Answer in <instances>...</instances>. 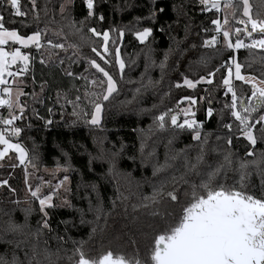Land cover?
I'll list each match as a JSON object with an SVG mask.
<instances>
[{
  "label": "trees",
  "instance_id": "1",
  "mask_svg": "<svg viewBox=\"0 0 264 264\" xmlns=\"http://www.w3.org/2000/svg\"><path fill=\"white\" fill-rule=\"evenodd\" d=\"M64 2L36 0L40 16L38 22L34 20L29 0H20L21 11L27 13L24 17L16 16L6 2L0 7L6 28L14 27L20 34H30L37 26L41 30L47 28L48 31H42V35L52 38L54 43L62 42L66 47L73 43L79 45L78 57L74 56L71 48L67 52L56 50L49 57L48 46L43 39L39 50L34 46L21 49L32 59L27 70L18 77L24 93L19 101L25 106V111L19 125L21 135L11 137V140L20 143L27 151L26 167L18 162L13 151L9 152V158L0 159V179L8 180V186H0V254L7 250L10 256L16 250L24 264H29L24 253L31 255L35 245L40 253L38 259L43 260V250L48 248L55 264H71L66 256L71 255L77 246L72 243L74 240L84 241V250L91 256L98 257L109 250L128 257L138 253L139 259L146 264L154 237L181 215L182 207L187 206L191 183L199 184L207 171L223 165L217 182L239 186L240 162L259 159L264 152V141L260 139L255 146L243 137H233L232 144H227L225 137L228 133L223 125L232 123L235 131L238 122H234L224 107L230 103L222 83L227 75V68L223 65L226 61L231 62L230 56L243 65L242 74L264 79V61L261 60L264 50L227 49L222 35L217 44L204 46L203 41L215 33L211 21L221 20L222 12L205 11L200 0H95L96 17L102 13L105 19L98 22L96 18H89L80 33L69 27V22L70 19L83 20L87 16L86 5L82 0H71L62 17L60 5ZM233 2L239 3V0ZM249 4L252 17L264 19V0H249ZM161 8L163 12L159 11ZM152 11H155L154 18L150 16ZM241 18L242 8L236 13V20L228 16L233 31L236 27L243 28L236 22ZM76 27H79L78 23ZM91 27L97 30L123 28L125 32L122 40L117 41L126 64L123 78L118 66L107 67L106 70L117 81V92L104 102L99 126L86 124L82 115L79 119L73 116V105L66 103L64 96L67 93L68 99H74L80 95V108L76 110L91 112V106L84 99L86 81L79 78L81 73L89 79H93L94 74L100 75L84 60L85 57L95 58L91 48L102 42V37L97 38L87 31ZM144 27H151L153 33L147 41L140 43L132 33ZM61 29V36L53 35ZM110 37L116 39L117 34L112 32ZM69 57L75 60L71 65ZM201 57H207L206 64L200 63ZM108 58L112 59L111 56ZM61 59L64 60L63 67H71L77 79L70 80L64 75ZM20 66L21 63L16 68ZM209 72L214 73L212 84L204 80L194 88H188L183 83L185 77L198 81L201 76L207 77ZM232 83L238 96L251 95V85L236 79H232ZM187 96L197 100L192 106L196 112L195 119L204 121L202 132L209 136L204 147V160L199 166L201 175H188L185 179L189 183H184L180 181L185 173L184 155L177 154L185 149L189 158L195 157L200 150V142L192 139L191 130L175 129L170 119L165 128H159L154 117L167 109H176L178 102L179 108L184 107L188 102L182 98ZM208 100L212 101L211 105ZM209 106L214 109L211 118L206 116ZM48 109H52L51 114ZM0 114L8 116L5 106L1 107ZM49 120L52 123L46 127ZM256 135L259 137L260 133ZM217 136L221 139L217 140ZM253 148L255 155L246 156ZM228 153H231V164L224 159ZM11 164L16 166L10 167ZM24 169L30 171L31 186L40 178L53 179L52 176H44L45 169H59L69 177L71 191L68 192V201L72 207L60 206L53 196L57 207L47 209L52 231L42 229L38 232L42 214L38 200L27 191ZM247 171L251 173L246 180L247 190L259 197L261 176L254 167L250 166ZM161 183L166 184V191H175L178 202L164 197L153 205L151 199L145 200L153 196L154 188H159ZM91 184L96 185V192H92ZM9 186L15 189L14 193L9 191ZM49 191L47 189L44 193ZM145 204L149 206L144 207ZM28 207L33 211L25 221L21 209ZM154 212L160 215H153ZM9 221L27 226L22 232H7ZM56 236H63L64 241L55 239ZM8 240L20 241L19 249L15 243L6 244ZM58 248L61 249L59 260L56 259ZM64 249L68 250L67 253Z\"/></svg>",
  "mask_w": 264,
  "mask_h": 264
},
{
  "label": "snow or ice",
  "instance_id": "2",
  "mask_svg": "<svg viewBox=\"0 0 264 264\" xmlns=\"http://www.w3.org/2000/svg\"><path fill=\"white\" fill-rule=\"evenodd\" d=\"M31 4V11L34 13V20L39 21V11L37 10L36 0H29ZM83 4L87 8V16L80 21L70 19L69 27L74 28L77 33L82 32L85 27V21L89 18H96L98 22H103L105 16L101 13L96 17L95 9L97 3L95 0H82ZM7 5L14 11L16 16L24 17L26 12L21 11L20 0H6ZM71 0H65L60 5L61 16L66 13L68 4ZM200 4L204 9L220 10V0H200ZM226 10V15L221 24L219 19H213L212 25L215 26L214 31L217 35H211L209 39L203 41L204 46H211L217 44V36L222 33V40L224 47L227 49H248L250 52L253 49L264 50V19H254L251 15L249 0H239V3H234L233 0H227L223 5ZM242 8V17L237 23L243 25V28L236 27L233 31L231 23L228 19L230 15L232 20H236V13ZM163 12V9H159ZM152 18L155 17V11L150 13ZM77 23L79 27H76ZM250 26V27H249ZM25 28L28 25H24ZM43 32H47L48 29H39L37 26L35 31H31L30 34H20L16 28H6L3 19L0 18V86H2V92H0V105L5 106V110L8 112V116L0 114V124L5 128L13 125V121L17 120L16 111L18 110L21 116L19 119H23V113L25 106L19 103V98L24 95L20 90V85H15V91L13 85L9 84L5 79V76L13 77L22 74V70L18 68L17 72H12L10 67L17 65V62H21L24 65L23 70H27L28 62L32 59L28 52L22 51L21 47H14V45H20L27 49L29 46H34L37 50L41 49L42 39L46 41L48 46L49 57H51L56 50L63 49L65 52L69 48L73 50L74 56H79V45L76 43L69 44L67 47L62 42H53V39L42 35ZM93 36L100 38L102 42L99 46H93L91 53L95 58L85 57V63L91 69H95L96 73L93 79H89L83 73L79 78L86 81L84 99L87 100L88 105L91 106V112L84 111L80 108L81 96L76 95L74 99H68L67 93L64 94L65 101L68 104L73 105L72 115L79 119L84 116L85 123L91 126H99L102 119V111L104 102L117 92V81L113 75L107 69L109 66H118L123 78V72L126 64L121 56V48L117 43L118 40H122L125 35L123 28H108L103 30H97L96 27L87 29ZM115 32L117 34L116 39L110 37V33ZM207 32V29L205 30ZM153 29L151 27H144L142 29L133 30V36L140 43H144L152 35ZM63 30L53 33L54 36H61ZM254 34L259 36L257 39ZM246 37L250 43H245L241 37ZM233 37L235 40L233 42ZM111 45V48H110ZM5 46L10 50L6 51ZM195 47V45H193ZM111 56L110 60L108 57ZM57 59H60L57 56ZM69 65L75 62L72 57L68 58ZM231 63L227 61L223 67L227 68V75L223 77V85L227 90V93H231L230 104H225L224 107L230 112L231 117L234 118L236 123L235 131H233V124H224L223 127L227 130L228 135L225 137L228 145L232 144L233 137L239 139L243 137L247 142L255 146L257 140L264 141V79H257L255 76L242 75L243 65L239 63L235 58L229 57ZM264 61V56L261 57ZM100 61V62H98ZM41 63H45L44 59H41ZM200 63H207V57H201ZM64 60H60L61 70L64 75L70 80L77 79L76 74L71 67H63ZM103 65V66H102ZM233 67L235 70V79L243 81L246 84L251 85V95L245 98L238 96L234 90L232 83ZM218 70V69H217ZM88 68L85 69V72ZM214 73L209 72L207 77L201 76L198 81H193L184 78L183 83L188 88H194L200 81L207 80L208 84H212ZM89 86L90 89H89ZM180 85L177 84V87ZM75 86L73 85V89ZM78 91V90H77ZM58 98L60 93L57 94ZM199 99L203 100L204 97ZM182 100L188 102L189 107L179 108V102L176 109H167L161 112L158 116L154 117V122L161 129L165 128L166 123L169 122L178 130H191L192 139L200 142V150L198 154L189 158L185 149H181L177 155H184V169L185 173L180 177V181L189 183L185 179L188 175H201L199 166L204 160V147L208 141V133H203L202 128L204 121L195 119L196 112L193 111L192 106L197 103V100L191 96L183 97ZM212 101L208 100V104L211 105ZM63 107V106H62ZM155 107V106H154ZM35 113V109H33ZM51 114L52 109H48ZM183 114V122L178 123L180 114ZM214 115V109L209 106L206 110V116L211 118ZM90 116V119L87 117ZM52 121L46 122L47 127ZM22 129L20 127L13 126L10 132L0 130V159L9 158L8 154L11 150H14L18 154V159L21 164L25 162L27 152L25 148L18 142H12L11 137H19ZM259 132V137L256 133ZM203 137V139H201ZM221 137L217 136V140ZM189 147V146H186ZM67 155V154H65ZM246 156H254V148L245 154ZM231 153L225 155V161L231 164ZM15 164H11L10 167H15ZM257 169V174L261 176V195L259 197L250 194L247 190L246 180L251 175L247 171L249 167ZM59 167V166H58ZM69 167H65L64 171L67 173ZM223 165L220 168L211 169L204 174V178L201 179L199 184L191 183V196L187 206L182 207L181 215L174 219L173 222L166 224L161 230V234L154 237V244L151 246L149 258L146 264H264V152L260 154L259 159L247 160L244 159L239 164L240 180L239 186L233 184L231 186H225L223 183L217 182L218 174ZM69 180L67 174L64 175L63 180L59 181L55 188L49 183V193L44 195L40 192V186L37 185L35 189L31 186L28 187V191L31 197L39 202V211L42 214V221H38V232L42 229L52 231L49 222V213L47 209L57 207L53 203V194L58 189L64 187L65 192H70L71 189L66 187ZM176 178H173L175 181ZM25 184H28V173L25 172ZM0 186H8L7 179H0ZM92 192H96V185H90ZM9 191L15 192L9 186ZM164 197H167L173 202H178V197L175 191H166V184L161 183L159 188H154L153 196L151 198L146 197L145 200L151 199L153 205L158 203ZM19 203V201H16ZM72 207L70 201L64 200L63 205ZM148 207V204L143 205ZM91 210V202L90 209ZM25 215V221L32 214L33 209L31 207L21 209ZM99 211V208H97ZM153 215H160L159 212L152 213ZM171 216V214H168ZM62 223L67 224V221ZM26 224H17L9 221L6 228L7 232L17 233L22 232L26 227ZM55 239L64 241L63 236H56ZM6 244H16V249H19L20 241H5ZM74 245H77L72 249L71 255H67L66 258L71 261V264H143L139 259L138 253L133 256H125L123 254L113 253L107 251L98 257L89 255L84 250V241H72ZM134 243V242H133ZM61 249H57L56 259L59 260ZM67 253V249L63 250ZM40 253L37 252L36 246H32L31 255L28 252L24 253L25 259L29 264H55L52 261V253L48 248L43 250V260L37 257ZM0 264H24L16 250L11 252L9 256L6 250L3 254H0Z\"/></svg>",
  "mask_w": 264,
  "mask_h": 264
},
{
  "label": "rangeland",
  "instance_id": "3",
  "mask_svg": "<svg viewBox=\"0 0 264 264\" xmlns=\"http://www.w3.org/2000/svg\"><path fill=\"white\" fill-rule=\"evenodd\" d=\"M220 5H221V7H220V9H222V18H221V20H220V22H221V24H223V21H224V18H225V9H224V7H223V5H224V3H222V0H220ZM223 7V8H222ZM257 39H259V38H257ZM14 47H21V49L23 48L22 46H20V45H14L13 46V50H14ZM5 50L6 51H8V50H10L7 46H5ZM19 63H21V62H17V64H19ZM16 66L17 65H12L11 67H10V70L12 71V72H17V68H16ZM19 69L20 70H22V71H24L23 69H24V65L21 63V66L19 67ZM242 75H245V76H248L247 74H242ZM20 76V75H19ZM19 76H13V77H8L7 75L5 76V79L8 81V83L9 84H12L13 85V89H14V91H15V85L16 84H19L20 85V83H19V80H18V77ZM232 79H235V70H234V67H233V74H232ZM20 90L22 91V88H21V85H20ZM19 103H20V101H19ZM21 104V103H20ZM187 107H189V105H188V103L184 106V107H182V108H187ZM17 112V111H16ZM182 114V113H181ZM183 115V114H182ZM12 142H16V141H12ZM2 147V146H1ZM11 151H13L14 153H15V151L14 150H11ZM27 152V151H26ZM15 155H16V158H17V160H18V162H19V159H18V154L17 153H15ZM20 163V162H19ZM21 164V163H20ZM23 165V167H26V159H25V162L22 164ZM27 171V173H28V184L26 185V188H27V191H28V187L29 186H31V183H32V181H31V178H30V171H28V170H26V169H24V174H25V172ZM44 176H46V175H48V176H52L53 177V179H50V180H48V179H44V178H40V180H38V183H36V184H33V186H31L33 189H35L36 188V186L37 185H39L40 186V192L42 193V194H44V195H47L49 192H47V193H44L47 189H49V184L47 183V182H49L52 186H53V188H55V186H56V184L59 182V181H61V180H63V177H64V174H62V173H60L59 172V169H45L44 170ZM44 184H45V186H44ZM66 187L67 188H69V180H68V182H67V184H66ZM28 193L30 194V192L28 191ZM53 196H56V199H57V203L59 204V205H63V202H64V200L65 199H67L68 200V192H65V190H64V187H61L60 189H58L57 191H56V193H54L53 194Z\"/></svg>",
  "mask_w": 264,
  "mask_h": 264
},
{
  "label": "built area",
  "instance_id": "4",
  "mask_svg": "<svg viewBox=\"0 0 264 264\" xmlns=\"http://www.w3.org/2000/svg\"><path fill=\"white\" fill-rule=\"evenodd\" d=\"M222 1H226V0H222ZM4 2H6V0H0V7H1V5H3ZM205 11H216V12H221L222 9H220L219 11H217V10H214V9L208 8V9H205ZM13 12H14V11H13ZM0 18H2L1 13H0ZM214 35H217V34L214 33ZM221 35H222V33H221L220 35L217 36V40L220 39V36H221ZM244 41H245V43H250V41H249L248 39H245ZM229 63H231V62H229ZM0 92H2V86H0ZM224 94L228 96V98H229V103H230V102H231V93H227V90H226V88H225V89H224ZM248 96H250V95H248ZM248 96H247V97H248ZM247 97H244V98H245V102H247ZM2 106H3V105H0V109H1ZM16 115H17L18 119L15 120V121H13V125H10V126H8L7 128H5L2 124H0V127H1L2 131L10 132V131H11V128H12L13 126L19 127V125H20L22 119H19V117L21 116L19 112H16ZM182 122H183V115L179 118L178 123H182Z\"/></svg>",
  "mask_w": 264,
  "mask_h": 264
},
{
  "label": "water",
  "instance_id": "5",
  "mask_svg": "<svg viewBox=\"0 0 264 264\" xmlns=\"http://www.w3.org/2000/svg\"><path fill=\"white\" fill-rule=\"evenodd\" d=\"M254 35H257V34H254ZM178 121H179V118H178ZM16 138H18V137H16Z\"/></svg>",
  "mask_w": 264,
  "mask_h": 264
}]
</instances>
